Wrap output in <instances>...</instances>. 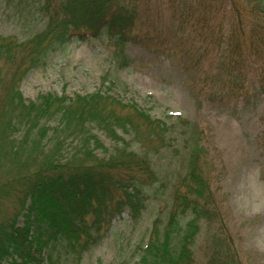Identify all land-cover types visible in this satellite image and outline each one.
I'll return each instance as SVG.
<instances>
[{"label": "trees", "instance_id": "1", "mask_svg": "<svg viewBox=\"0 0 264 264\" xmlns=\"http://www.w3.org/2000/svg\"><path fill=\"white\" fill-rule=\"evenodd\" d=\"M28 3L38 5L43 29L25 40L0 35L1 68L9 69L0 77V264H60V247L80 258L96 242L93 235L125 208L134 218L141 215L157 181L149 153L166 146L170 131L108 92L26 100L20 91L26 72L75 36L105 35L123 66L128 45L149 49L153 42L139 30L137 7L129 0H20ZM175 11L180 28H196L201 44L224 55L237 78L247 57L264 55V0H182ZM95 127L117 144L107 157L97 153L107 148ZM190 137L187 143L194 141ZM134 143L144 154L132 150ZM201 149L198 142L186 149V175L174 186L164 227L155 221L140 264H198L199 228L215 216ZM235 259L228 256L223 264Z\"/></svg>", "mask_w": 264, "mask_h": 264}, {"label": "rangeland", "instance_id": "2", "mask_svg": "<svg viewBox=\"0 0 264 264\" xmlns=\"http://www.w3.org/2000/svg\"><path fill=\"white\" fill-rule=\"evenodd\" d=\"M129 1L137 7L139 30L153 42L149 49L142 43L128 45V65L115 57L105 35L75 36L67 46L50 49L20 84L28 101L46 94L108 92L164 121L170 131L166 146L149 153L157 181L148 188L141 215L134 218L125 208L93 235L96 242L80 258L60 247V264H140L155 221L164 227L174 186L186 175V149L197 142L210 188L209 207L215 212L199 228L197 263L223 264L235 256V264H264V55L247 57L237 78L224 55L201 44L196 28H180L175 7L182 0ZM28 4L0 0L1 36L25 40L43 29L38 5ZM193 16L196 20L199 14ZM1 67L3 62L0 77H5L9 69ZM93 131L107 148L98 155L112 154L114 139L96 127ZM190 136L194 141L187 143ZM132 150L144 154L135 143Z\"/></svg>", "mask_w": 264, "mask_h": 264}]
</instances>
